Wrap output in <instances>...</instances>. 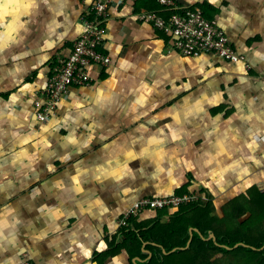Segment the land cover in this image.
I'll use <instances>...</instances> for the list:
<instances>
[{
	"label": "crops",
	"instance_id": "obj_1",
	"mask_svg": "<svg viewBox=\"0 0 264 264\" xmlns=\"http://www.w3.org/2000/svg\"><path fill=\"white\" fill-rule=\"evenodd\" d=\"M174 1L183 8H200L217 20L243 59L183 55L173 48L169 34L140 21L128 0L112 10L107 24L103 51L111 57V65L94 66L90 72L95 82L72 87L44 122L37 117L36 101L48 85L57 57L68 54L84 33L83 17L94 0H52L67 4L65 16L59 18L62 26L56 29L64 38L44 36L28 59L20 57L14 64L0 55V206L9 204L14 209L9 220L23 222L17 224L18 246L0 250V264L24 260L130 264L125 249L104 261L96 257L116 249L109 241L120 217L138 200L171 196L186 188L197 194L205 212L224 219L234 206L229 204L232 200L255 189L264 191V0ZM43 15L46 18L47 12ZM43 15L30 24L34 37L41 34ZM141 87L149 89L148 99L133 111ZM13 93L22 99L7 104ZM189 96L193 97L189 104L196 97L202 102L199 110L186 116L184 98ZM29 99L31 104L26 103ZM85 110L94 115L77 120V111ZM49 123L56 125L45 134L52 148L38 152L35 133ZM79 130L83 132L79 141L68 143L65 138ZM146 138L154 151L138 158L135 152ZM20 152L26 155L17 158ZM113 153L118 155L116 166L104 165ZM27 155L38 156L36 167ZM207 157L210 166L204 164ZM48 164L56 166L55 173L48 172ZM101 166L111 168L112 174L95 180L93 172ZM210 168L214 181L205 175ZM121 169L128 170L127 178ZM34 188L40 189L39 196L31 195ZM46 207L57 214H42L40 209ZM156 215L146 211L140 219ZM161 217L168 221L169 214ZM3 219L0 216V222ZM43 233L44 239H39ZM145 246L149 259L153 252ZM132 252V260L139 264L136 260L144 258L136 249Z\"/></svg>",
	"mask_w": 264,
	"mask_h": 264
},
{
	"label": "trees",
	"instance_id": "obj_2",
	"mask_svg": "<svg viewBox=\"0 0 264 264\" xmlns=\"http://www.w3.org/2000/svg\"><path fill=\"white\" fill-rule=\"evenodd\" d=\"M132 4L138 12L163 10V6L157 0L132 1ZM162 14L165 16L166 12H162ZM184 194L195 193H190L185 188L175 195ZM202 203L194 201L181 205L177 209L147 210L146 208L139 215L127 218L124 224L121 223V219L124 217L122 215L119 219L117 232L109 241L110 246H115L116 249L109 250L105 252L106 254H98L96 258L100 257L104 261L105 257L116 253L118 249H125L129 253L130 264H135V261L132 260L134 248L136 253L144 258L139 264H264V249H259L264 246V191L255 189L240 199L232 200L229 204L234 206L230 207L231 210L229 209L230 212L224 219L212 216L209 210L205 212L202 209ZM241 207L243 208L240 210ZM146 211H155L157 215L148 220H141L140 216ZM248 211L251 213L249 220L239 223V216L245 215ZM165 214H169L168 221H162L161 216ZM192 227L199 228L203 235L195 232L192 242L187 247ZM212 232L217 236V240L204 239L208 238ZM118 236L121 237L120 241H118L120 238ZM240 242L250 246L240 245L234 248ZM144 243H146L145 248H149L153 252V256L149 259L147 258L148 253L143 252ZM223 245L230 246L231 249ZM174 248L178 249L172 251ZM241 254L247 258L245 262L242 261L244 257L241 259L239 256ZM231 256L233 259H230Z\"/></svg>",
	"mask_w": 264,
	"mask_h": 264
},
{
	"label": "built area",
	"instance_id": "obj_3",
	"mask_svg": "<svg viewBox=\"0 0 264 264\" xmlns=\"http://www.w3.org/2000/svg\"><path fill=\"white\" fill-rule=\"evenodd\" d=\"M128 0H94L91 10L84 15V33L78 37L68 54H60L49 78L48 85L36 101L37 117L48 121L57 112L59 103L66 98L72 87L92 85L95 78L90 70L99 65L109 67L111 57L103 51L107 36V24L121 3ZM139 1V0H131ZM163 10H142L137 13L140 21L154 25L169 34L173 48L186 56L216 55L229 61L243 59L232 44L230 37L221 29L218 21L209 19L200 8H183L174 0H157ZM162 12H166L164 16ZM197 194L144 197L135 202L121 219V223L144 209L179 208L198 201ZM23 264H33L24 260Z\"/></svg>",
	"mask_w": 264,
	"mask_h": 264
},
{
	"label": "clouds",
	"instance_id": "obj_4",
	"mask_svg": "<svg viewBox=\"0 0 264 264\" xmlns=\"http://www.w3.org/2000/svg\"><path fill=\"white\" fill-rule=\"evenodd\" d=\"M67 7L66 3H53L52 0H0V55L7 56L13 64L20 59V57H24L28 59L30 56V50L35 46L37 42L43 39L44 36L52 37L53 35L57 36V39L62 40L64 38L63 35H59L56 33V29L60 28L62 25L59 22V18L65 16V8ZM47 12V17L43 15ZM43 15V20L41 24V34L34 37V29L30 27L31 23H34V17ZM149 92L148 88L141 87L137 90V99L133 104V111H136L137 106H143L145 101L148 99L147 93ZM22 97L18 93H13L9 96L7 104L15 105L17 104ZM193 97L189 96L184 98V114L186 116L193 115L197 110H199V106L202 102V97H196L195 102L189 104V101L192 100ZM106 102V101H105ZM27 104H31L32 101L29 99L26 101ZM76 109L80 108L79 104H76ZM103 107V105H101ZM77 120L80 117L92 116L94 113L91 110L85 111H77ZM21 115L24 119L28 118L26 112L22 111ZM64 120H68V116L64 117ZM60 123V121H57ZM55 124H47L42 126L39 132L35 133L36 138V148L37 151H43L45 149L52 148V144L46 138L45 134H51L50 129H55ZM98 126V125H97ZM88 138L89 141L92 138V128L88 129ZM28 132L31 133L32 129L29 128ZM83 132L80 130L73 134L70 138L66 137L68 143L75 145ZM17 139H21L17 135V133H13ZM89 141H86L85 144H90ZM132 151L135 152V147H132ZM154 151L153 142H150L147 138L142 142L139 152H135V155L138 158H143L148 155L150 152ZM26 155L24 152L17 153L16 156ZM27 158L33 162V166H37L39 163V158L37 155H27ZM68 156H64L63 160H67ZM118 159V155L113 153L109 159L103 161L104 165H112V167L116 166V161ZM205 165H212L210 159L207 157L204 160ZM24 167H28L25 165ZM232 167V165H229ZM47 170L50 173H55L56 166L53 164H48ZM121 173L127 178L128 170L121 169ZM111 168L106 167H98L93 172V176L95 180H99L100 177H110L111 176ZM208 177V181H214L215 176H213V168H210V171L205 173ZM216 176H219V173H216ZM203 182V181H202ZM31 195L33 197L40 195V189L34 188L32 189ZM3 210L0 211V216L4 219L0 222V250H8L10 246L17 247L19 244V236L20 230L17 227V224H21L23 226V222L13 217V220L10 221L9 217L13 216L14 209L9 206V204L5 203L0 206ZM42 214H51L55 216L57 213L53 207H46L40 209ZM43 218V217H42ZM51 228L52 225H49ZM58 231V230H57ZM45 233L41 234L39 239H44ZM11 264V262H10ZM17 264H23V261H17Z\"/></svg>",
	"mask_w": 264,
	"mask_h": 264
},
{
	"label": "water",
	"instance_id": "obj_5",
	"mask_svg": "<svg viewBox=\"0 0 264 264\" xmlns=\"http://www.w3.org/2000/svg\"><path fill=\"white\" fill-rule=\"evenodd\" d=\"M195 232H199V233L201 234L199 228L192 227V228H191V238H190V240H189V242H188L187 247H188V246L190 245V243L192 242V239H193V237H194V233H195ZM201 235H203V234H201ZM203 238H204V236H203ZM204 239H207V240H211V239H213V240H217V236L215 235V233L212 232L208 238H204ZM216 243H217L218 245H221V244H219L218 242H216ZM240 245H244V246H247V247L250 246V245H248V244H246V243H244V242H240V243H237V244L235 245L234 248H237V247H239ZM223 246L227 247L228 249H231L230 246H227V245H223ZM252 247H253L254 249H257V248L254 247V246H252ZM177 249H178V248H174L172 251H175V250H177ZM259 249H264V246H263L262 248H259ZM164 251L167 252L166 249H164ZM136 261H141V259L138 258Z\"/></svg>",
	"mask_w": 264,
	"mask_h": 264
},
{
	"label": "rangeland",
	"instance_id": "obj_6",
	"mask_svg": "<svg viewBox=\"0 0 264 264\" xmlns=\"http://www.w3.org/2000/svg\"><path fill=\"white\" fill-rule=\"evenodd\" d=\"M242 208H243V207H241L240 210H241ZM238 210H239V209H238ZM238 210H237V211H238ZM240 210H239V211H240ZM123 215H124V214H123ZM250 215H251V213H250L249 211L246 212L245 215L242 214L241 216H239V218H238V222H239V223H242L244 220H245V221H248V220H249L248 218H249ZM216 223H218V222H216ZM190 238H191V228H190ZM189 240H190V239H189ZM214 241H215V240H214ZM226 256L229 257V255H226ZM239 256H241V259L244 257L243 254H241V255H239ZM214 259H215V258H214ZM230 259H233V256H231ZM246 260H247V258L244 257L242 261L245 262ZM234 261H235V260H234ZM235 262H236V261H235ZM240 263H241V262H240ZM241 264H244V263H241Z\"/></svg>",
	"mask_w": 264,
	"mask_h": 264
},
{
	"label": "flooded vegetation",
	"instance_id": "obj_7",
	"mask_svg": "<svg viewBox=\"0 0 264 264\" xmlns=\"http://www.w3.org/2000/svg\"><path fill=\"white\" fill-rule=\"evenodd\" d=\"M189 242V241H188Z\"/></svg>",
	"mask_w": 264,
	"mask_h": 264
}]
</instances>
